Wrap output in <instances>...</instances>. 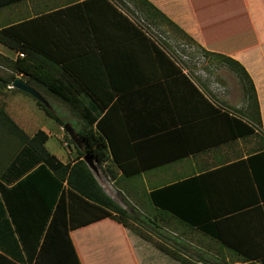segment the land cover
<instances>
[{"label": "crops", "instance_id": "obj_1", "mask_svg": "<svg viewBox=\"0 0 264 264\" xmlns=\"http://www.w3.org/2000/svg\"><path fill=\"white\" fill-rule=\"evenodd\" d=\"M83 1L85 0H23L0 8V27L50 15ZM112 1L124 14L132 17L129 19L141 33L128 26L124 20L113 18L110 11H105L107 9L102 0L93 1L86 15L77 14L74 21L59 15L58 24L63 23L65 26L67 22L72 23V33L66 34L62 26V30L58 29L57 33L58 48L55 50L50 44L46 46L50 52L56 53L59 63L68 64L73 67V71L86 77L83 79L88 87L116 92L115 108L110 120L121 123L125 136L149 139L148 143H144L145 149L139 151L142 157L153 155L146 162L142 160L147 171L127 179L121 176V171L115 165L107 161L101 167L94 162L95 171L91 172L101 187L96 177L97 169L113 185L115 197L102 187L109 197L117 198L118 193L130 205L127 195H131L143 209L139 210L142 218L149 216L147 211L151 212L153 220L158 223V227H154L155 232L164 231L175 236L173 232L178 231L198 237L207 246V251H215L217 262L231 260V264H244L238 256L228 252V249L221 250L214 244L216 242L203 237L199 232L180 228L178 224L175 226L172 221L169 226L164 225L160 213L150 208L148 195L151 191L199 176L201 185L208 194L212 223L218 224V230L224 239L231 247L245 251L247 255L264 256V197L259 195L252 184L250 171L243 163L250 155L264 150V0H147L189 36L202 53L205 51L229 57L245 69L255 88L260 127L255 130L257 136L244 139L230 137L226 121H222L220 113L214 111L217 109L221 113L227 112L254 125L256 113L244 98L236 76L227 69L188 63V48L166 37L161 25H143L142 19L135 18L141 17L139 12H134L129 2ZM90 14H93L90 22H86L87 15ZM51 22L48 24L45 19L46 29L49 30ZM47 38L48 33H43L42 40L46 41ZM152 44L172 60L181 74ZM6 49L10 53L0 49V55L10 60L23 57L22 54ZM0 73L12 74V71L0 65ZM14 77L27 83V77L22 74H14ZM220 77L223 81H220ZM31 87L49 102L44 92L35 86ZM7 89L14 88L9 85ZM10 95H17L15 100L21 108L32 109L33 104L22 93L5 91L4 96L0 95V108L31 137L33 134L26 132L23 120H27L23 118V114L15 116L10 113L6 102ZM166 131H171L172 135H167L170 132ZM159 133L162 134L158 136ZM18 149L17 139L0 126V171L8 166ZM152 153L172 158L167 159L169 162L160 164L157 163L160 159L155 158ZM184 153L189 154L177 158ZM233 164L236 167L225 173L226 169L223 168ZM254 168L264 194V159L254 161ZM109 169L114 171L115 179H112ZM147 176L150 179L147 180ZM131 182L138 186V191L133 192L134 194L129 190L133 184ZM16 184L17 182L4 183L0 178V254L14 262L16 260L13 256L17 257L18 249H22L19 235L25 240H33L35 230L38 233L41 227L44 229L48 224L47 220L43 221L48 213H44L43 204L37 202L33 193L17 189ZM41 202L43 203L42 200ZM240 202L246 204L236 205ZM106 223L116 226L127 236L128 242L131 241L128 230L110 219L72 230L69 237L80 264H106L99 252L101 247H98L99 243H95L94 237H74L77 233ZM41 241L42 236L39 244ZM186 243L174 241L175 245L181 244L188 251L190 247ZM211 243L212 245H208ZM129 245L136 264H142L135 246L132 242ZM22 255L26 258L23 252ZM256 261L254 262H259Z\"/></svg>", "mask_w": 264, "mask_h": 264}, {"label": "trees", "instance_id": "obj_2", "mask_svg": "<svg viewBox=\"0 0 264 264\" xmlns=\"http://www.w3.org/2000/svg\"><path fill=\"white\" fill-rule=\"evenodd\" d=\"M21 1L23 0H0V8ZM93 1L101 0H85L64 10L55 11L50 15L30 18L13 26L0 27V44L23 55V57L18 56L15 60L0 55V65L12 71V74L0 73V95L4 96L5 91H11L30 97L39 111L63 127L65 124L49 108L15 88L7 89V86L11 85L15 78L14 74H22L27 77L26 81L29 85L35 86L45 94L60 100L81 121L76 134L82 145V149L79 150L66 136L67 145L69 148H73L75 155L71 162L63 163L46 149L45 143L48 140V135L38 130L31 137L27 136L10 119L4 109L0 108V126L15 137L19 145L17 154L9 160L8 166L0 171V178L4 183L17 182V189H26L28 193H33L37 202L43 204L44 213L45 211L48 212L47 216L43 218V221L46 222L47 220L48 224L44 229L41 227V231L38 233L35 230L33 240H25L19 235L22 249H18L17 257L13 256L16 262L0 254V264H80L69 232L103 219H110L126 229H128V220L135 224L138 222L146 227H158V223L153 220L151 212L147 211L150 217L148 215L144 218L139 217L136 215L135 209L129 213L127 209L109 197L83 161L85 155H89L98 167L110 161L121 171L123 178L131 179L147 171L142 160L146 162L147 158H151L153 155L142 157L139 155V151L145 149L144 143H148L149 139L147 140L145 137L132 139L125 136L121 130V123H114L110 120L115 108L116 92L88 87L83 79L84 76L73 71V67L68 64L59 63L56 53H52L46 48L49 44L55 50L58 48L59 37L57 33L58 29L62 30V26L66 34L72 33L73 24L70 22L65 23V26L63 23L58 24L57 17L60 15L74 21L77 14H86L90 3ZM102 1L105 9H107L105 11H110L113 18L124 20L128 26L141 33L140 29L129 19L127 14L122 12L116 3L112 0ZM129 3H133L141 17L151 22L148 24L156 23L161 26H168L177 31L184 40H191L147 0H129ZM45 19L48 24L52 21L49 30L54 31L50 32L46 29ZM43 33H48L46 41L42 40ZM152 46L172 67L176 68L178 74H181L180 69L162 50L153 44ZM204 54L211 53L204 51ZM211 55L222 59V63L236 76L241 85L243 96L250 109L256 113L257 119L254 125H249L227 112L221 113L217 109L214 111L220 113L222 121H226V127L231 133L230 137L244 139L257 136L255 130L260 127V118L255 88L249 75L237 61L223 55ZM166 132L170 133L163 134L172 135L171 131ZM161 134L159 133L158 136ZM152 154L155 158L160 159L157 162L160 164H165L164 162H169L167 159L172 158L164 157L162 154V157L155 155V153ZM188 154L184 153L177 158ZM263 159L264 150L256 155H250L243 163L250 171L252 184L258 190L259 195L264 197L260 179H258V174L254 168V161H263ZM138 160L142 164H139ZM234 167L236 165L233 164L223 169H226L225 173H228V169H234ZM109 172L112 179H115L114 171L109 169ZM148 204L150 208L160 213L164 225L169 226L172 221L175 226L178 224L180 228L199 232L203 237L216 242L214 244L218 245L221 250L222 248H225L226 251L228 249V252L238 256L244 264H264V256H250L245 251L234 249L220 234L218 224L212 223L211 209L208 208L210 207L208 194L201 185L199 176L151 191L148 195ZM244 204L246 203H236V205L241 206ZM134 227H136V233L141 239L151 242V237L143 233L145 231L137 226ZM41 236L42 241L39 244ZM208 245H212V243ZM153 246L180 264H202L201 261L204 260L203 257L199 256L200 261L193 263L179 253L177 249L160 243H153ZM177 247L184 252L187 251L185 246L181 244ZM22 252L26 258H23ZM254 261L259 262L255 263ZM214 264H231V260L221 263L214 262Z\"/></svg>", "mask_w": 264, "mask_h": 264}, {"label": "rangeland", "instance_id": "obj_3", "mask_svg": "<svg viewBox=\"0 0 264 264\" xmlns=\"http://www.w3.org/2000/svg\"><path fill=\"white\" fill-rule=\"evenodd\" d=\"M123 1L129 2V0H123ZM130 5L133 8V11L134 12L136 11V13H138V10L134 8L133 3H130ZM82 15H84V13H82ZM92 15L93 14L87 15L88 21L86 22H90V18ZM129 18L132 17L130 16ZM135 18L142 19V21L144 22V23L142 22L143 25H146L149 22V20L143 17L135 16ZM152 27L153 26H151V28ZM161 29L162 32L167 35L166 37L172 38L178 44L188 48L189 51L188 61H187L188 63L193 64L194 62L204 67L206 66L214 67V68L219 67V69L229 70L224 65V63H222V59H220L215 55L202 53L196 47L193 41L186 39L184 40L181 37V35H179V33L175 31L173 28H169L168 26L167 27L162 26ZM0 49H2V51L4 52L10 53L3 46H0ZM220 81H223L222 78L220 79ZM45 95L48 97L49 102L47 103L49 109L57 116V118L62 123H64L65 125H69L73 129V131L76 132L80 128L81 121L70 111L67 105H65L64 103H62L60 100H58L53 96H50L48 94ZM16 97L17 95L7 96L6 98L7 106L9 107L10 113H12L13 115L22 116L23 114V118L27 120V122L23 120V123L26 124L25 126L26 132L31 134H35V132L38 130L45 132L46 134H48V141L45 143V147L49 151V153L54 155L57 159H59L63 163L71 162L74 159L75 153L73 148L72 147L69 148V146L67 145L68 144L66 140L67 135L63 130V127L57 124L54 120L46 117L43 112L39 111L31 98L26 97L30 102H32L33 104L32 109L29 107L21 108L17 100H15ZM96 177L100 182V184L102 185V187L105 189V191L110 192V194L115 197L116 192L115 190L113 192V188H114L113 185L106 179V177L98 169H97ZM104 178L108 181V183L107 181H105ZM146 179L148 180L150 179V177L147 176ZM134 182H131L133 184L129 189L132 193L138 191L137 183ZM116 196L117 198H113V199L117 203H119L122 207L126 208L129 213L131 212L132 208H136V215L142 217L141 216L142 214L141 215L139 214L140 213L139 210H143V209L136 204L135 200L131 197V195H127L130 205L129 204L127 205L125 201H123L122 196H120L118 193L116 194ZM127 225H128L127 230L129 232L130 240H131L130 242H128L126 238L127 236H125V234L121 230H119L116 226L109 223L92 228L82 233L81 232L77 233L74 237L82 238L86 235L89 237H94L95 243L96 242L99 243L98 247H101V249H99V252L104 257L106 264H136L133 250H131V246L129 245V243L131 242L135 246V252L138 258L140 259V261L142 262V264H180L179 262H176L162 255L160 252H158L153 247V243H160L162 245L165 244L168 247L177 249L179 253L187 257V259L192 261L193 263L200 261L199 256L203 257L204 259V261H202L203 264H213L214 262L218 261L215 258L216 257L214 253L215 251H207L208 250L207 246L203 244L201 242V239L198 237H191L188 234H184L178 231L173 232L175 236L169 235L164 231L155 232L153 226L146 227L138 222L135 224L133 223V221L130 220L127 221ZM134 226L141 227L145 231L143 233L151 237L152 239L151 242L150 240L140 239V237L136 233V227ZM174 241H177V243L181 241H183L184 243L187 242L186 244L190 248L188 249V251L184 252L181 248L177 247L174 244ZM204 249H206V251Z\"/></svg>", "mask_w": 264, "mask_h": 264}, {"label": "water", "instance_id": "obj_4", "mask_svg": "<svg viewBox=\"0 0 264 264\" xmlns=\"http://www.w3.org/2000/svg\"><path fill=\"white\" fill-rule=\"evenodd\" d=\"M11 88H15L23 93L28 94L31 96L34 100L38 101L40 104L44 105L46 108L48 107L47 101L43 98V96L35 90L33 87L19 79L18 77H15L14 80L11 82ZM63 130L65 131L66 135L69 137V139L73 142L74 145H76L79 149H82L81 142L76 134L75 131L69 126V125H64ZM83 161L86 163L88 168L90 170L95 171V165L94 161L89 155H85L83 157Z\"/></svg>", "mask_w": 264, "mask_h": 264}]
</instances>
